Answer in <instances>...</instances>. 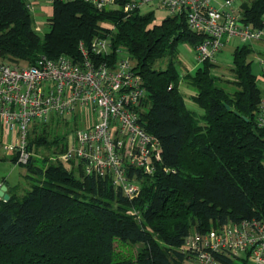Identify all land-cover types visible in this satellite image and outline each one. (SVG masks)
I'll use <instances>...</instances> for the list:
<instances>
[{
	"label": "trees",
	"instance_id": "obj_1",
	"mask_svg": "<svg viewBox=\"0 0 264 264\" xmlns=\"http://www.w3.org/2000/svg\"><path fill=\"white\" fill-rule=\"evenodd\" d=\"M128 1L104 8L84 0L50 2L49 28L41 33L24 0H0L4 59L80 61V42L96 37L111 39L114 58L125 47L147 89L142 123L163 145L157 171L137 172L142 189L135 199L80 166L45 168L32 157L24 166L34 182L24 193L0 198V264L195 263V253L182 249L192 231L264 218V127L257 124L264 88L253 71L251 43L235 48L231 79L214 73L217 63L209 60L184 76L198 112L181 91L176 50L181 41L195 48L205 35L189 28L185 13L155 22V11H128ZM240 10L246 23L264 28V0L243 1ZM117 241L142 247L134 257L116 259ZM215 258L247 264L244 257Z\"/></svg>",
	"mask_w": 264,
	"mask_h": 264
},
{
	"label": "built area",
	"instance_id": "obj_2",
	"mask_svg": "<svg viewBox=\"0 0 264 264\" xmlns=\"http://www.w3.org/2000/svg\"><path fill=\"white\" fill-rule=\"evenodd\" d=\"M32 12L39 0H24ZM55 1L76 0H46ZM99 8L116 0H84ZM239 0H129L128 11L158 3L171 15L185 13L192 31L204 39L194 48L200 63L216 61V54L240 39L252 42L264 38V28L246 23ZM80 61L67 55L41 56L33 64L14 62L0 56V133L10 132L8 152H17L19 162L27 164L32 128L52 119L75 117L79 112L92 113L89 124L80 128L72 147L60 155L61 162L80 166L87 175L109 179L129 199L141 193L138 171L153 175L163 160L159 137L142 123L143 102L147 89L134 69L125 47L113 56L110 38L96 37L87 45L79 44ZM100 56L106 57L99 59ZM130 56V55H129ZM264 127V97L257 115ZM0 179V187L2 185ZM133 214H138L133 210ZM196 255L194 264H217L215 254L234 259L247 258V264H264V218L229 222L206 232L192 231L182 246Z\"/></svg>",
	"mask_w": 264,
	"mask_h": 264
},
{
	"label": "rangeland",
	"instance_id": "obj_3",
	"mask_svg": "<svg viewBox=\"0 0 264 264\" xmlns=\"http://www.w3.org/2000/svg\"><path fill=\"white\" fill-rule=\"evenodd\" d=\"M46 6L48 8H46ZM51 6L52 4L50 2L44 1L34 12L36 18L35 28L41 33L49 28L48 17L52 12ZM141 10L143 12L155 11V22H161L166 16L171 14L168 9L154 2L149 5H143ZM262 40L264 41V38ZM244 43L251 42H243L240 39H231V42H229L222 51L216 54L215 62L217 63V66L214 69V73L224 78L231 79L232 72L230 69L233 63V52L238 44ZM253 49L254 51L249 57L250 60H252L253 71L258 75L259 84L264 88V47L260 44L254 43ZM176 51V66L181 76L180 88L184 94L186 104L189 108L201 112V108L192 100L191 95L194 93V88L190 85V79L189 77L184 78L187 73L194 74L201 63L196 57L194 47L187 41L179 42ZM124 55L130 57L128 51H126ZM222 56L225 59H222ZM167 60L168 58L164 60L165 64ZM19 62L26 63L24 61ZM224 85L227 86L225 83L221 86ZM228 89H230V87H228ZM92 116L91 112L81 111L75 117L65 119L53 116L52 119H49L48 121L36 124L31 130L29 143V150L32 155L31 158L34 157L33 162L36 165L45 168L49 165L62 163L60 155L69 147V145L72 147L76 132L80 128L89 124V120L84 117L92 118ZM10 136L11 135L8 136L6 141H4L3 136H1L0 140V178L8 183H16L20 192L24 193L34 181L26 176V167L19 162L18 153L15 151L8 152L6 150V144L11 142ZM116 243H118L116 248V259L134 257L133 255H136L138 249L142 247V244L140 243L134 245L129 242L125 243L117 241ZM186 264L192 263L191 261H187Z\"/></svg>",
	"mask_w": 264,
	"mask_h": 264
},
{
	"label": "crops",
	"instance_id": "obj_4",
	"mask_svg": "<svg viewBox=\"0 0 264 264\" xmlns=\"http://www.w3.org/2000/svg\"><path fill=\"white\" fill-rule=\"evenodd\" d=\"M242 1H244V0H241V2ZM241 2H240V0H239V5L237 4V6L240 8V4H241ZM52 7V6H51ZM46 8H48L47 6H46ZM51 14H52V12H51ZM252 44V47H253V44L254 43H256V44H260L262 47H264V41L263 40H256V41H252L251 42ZM240 45H242V44H238L237 46H240ZM236 46V47H237ZM224 57L222 56V59H223ZM225 59V58H224ZM10 135V132H8V133H5V135L3 136V135H1V133H0V140H1V136H3V140L4 141H6L7 140V138H8V136ZM11 137V136H10ZM26 176H27V173H26ZM1 179V178H0ZM1 181H2V183L4 184H6L7 186H8V193L10 194V193H14V192H16V191H19L20 189H19V187H18V185L16 184V183H8V182H6V181H4V180H2L1 179ZM192 264H194V262H191ZM186 264V263H185Z\"/></svg>",
	"mask_w": 264,
	"mask_h": 264
},
{
	"label": "water",
	"instance_id": "obj_5",
	"mask_svg": "<svg viewBox=\"0 0 264 264\" xmlns=\"http://www.w3.org/2000/svg\"><path fill=\"white\" fill-rule=\"evenodd\" d=\"M0 198H3L4 200L10 199V194L8 193V186L4 183L0 187Z\"/></svg>",
	"mask_w": 264,
	"mask_h": 264
}]
</instances>
